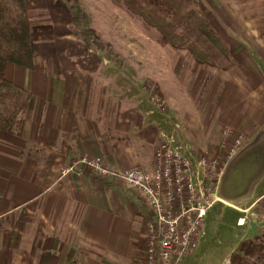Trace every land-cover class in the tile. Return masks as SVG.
I'll return each mask as SVG.
<instances>
[{
  "label": "crops",
  "instance_id": "1",
  "mask_svg": "<svg viewBox=\"0 0 264 264\" xmlns=\"http://www.w3.org/2000/svg\"><path fill=\"white\" fill-rule=\"evenodd\" d=\"M26 3L49 19L31 27L33 68L4 66L5 77L31 98L20 119L0 133V264H135L150 218L144 199L82 164L62 170L82 156L101 157L113 170H150L160 133L177 119L183 120L182 137L202 143H222V128L229 126L244 143L264 144V0H231L228 9L219 0H201L235 64L198 70L197 76L181 65L184 54L155 55L162 49L155 39L129 41L136 54L128 49L119 58L108 56L104 45L88 55L80 45L88 40L71 32L73 8L66 1ZM163 58L167 65L160 70ZM149 94L164 102V110ZM211 145H205L209 152ZM253 199L246 208L260 197Z\"/></svg>",
  "mask_w": 264,
  "mask_h": 264
},
{
  "label": "built area",
  "instance_id": "2",
  "mask_svg": "<svg viewBox=\"0 0 264 264\" xmlns=\"http://www.w3.org/2000/svg\"><path fill=\"white\" fill-rule=\"evenodd\" d=\"M155 102L158 99L155 98ZM160 110L163 107L160 106ZM226 138L232 129L222 130ZM242 135L235 134L221 156H190L175 136L162 135L153 150L150 170L132 167L125 170L109 168L101 157H80L62 172L77 164L87 166L101 177H113L137 190L150 212L145 222V243L135 264H182L196 247L203 234V220L215 202H223L218 185L230 158L236 155ZM79 170L81 168H78ZM244 218H237L238 225Z\"/></svg>",
  "mask_w": 264,
  "mask_h": 264
},
{
  "label": "trees",
  "instance_id": "3",
  "mask_svg": "<svg viewBox=\"0 0 264 264\" xmlns=\"http://www.w3.org/2000/svg\"><path fill=\"white\" fill-rule=\"evenodd\" d=\"M119 1L128 15L153 31L158 43L176 52L184 50L193 63V71L227 70L234 66L231 47L212 26L200 0ZM247 1L233 0L240 4ZM75 9L76 17H80L79 8ZM38 21L31 18L26 0H0V132L17 121L29 105L30 91L6 78L4 66L11 63L33 68L36 52L31 27ZM72 30L79 32L76 24ZM255 205L264 211V195ZM227 264H264V231L241 240L231 251Z\"/></svg>",
  "mask_w": 264,
  "mask_h": 264
},
{
  "label": "rangeland",
  "instance_id": "4",
  "mask_svg": "<svg viewBox=\"0 0 264 264\" xmlns=\"http://www.w3.org/2000/svg\"><path fill=\"white\" fill-rule=\"evenodd\" d=\"M66 1L70 7L73 8V22L77 25V29L79 32L71 31L70 38H80V39H87L88 41H82V47H85L86 53L88 55H97L99 54V50L101 46L106 47L108 56L112 57H120V55L127 52V50L132 49L134 50L133 54H136L137 48H128L127 44L130 41L131 43H136L141 38H149L151 40L155 39V35L152 30L147 29L137 18H134L128 15L123 6L120 4L119 0H64ZM204 1V0H203ZM222 4L227 8V5L231 3V0H219ZM201 3V0H200ZM206 3V2H204ZM240 5V3H236ZM28 8V5L26 3ZM76 7L79 8V13L81 14L80 17L77 16V12L75 11ZM202 7V4H201ZM29 9V8H28ZM204 9V8H202ZM81 10V12H80ZM107 10V11H106ZM29 14L31 18L35 20L47 22L49 19L48 15L38 16L36 13H33L29 9ZM77 20V21H75ZM38 21V22H39ZM80 29V30H79ZM86 33V34H84ZM93 40L98 41L96 46ZM86 42H91L94 45V48H89ZM157 42V40H156ZM108 44V45H106ZM160 44V43H159ZM161 45V44H160ZM162 49L159 51L154 52L156 55L169 56L184 54V57L187 60V63H181L182 66H187V69H190L193 74L197 76V71H193V63L187 56L186 52L181 50L180 52L173 51L171 48L165 45H161ZM102 47V48H103ZM99 49V50H98ZM142 50V48H141ZM149 48H145V53L150 54L151 52L148 51ZM152 51V49L150 48ZM129 53V52H128ZM143 53V51H141ZM153 53V51H152ZM151 53V54H152ZM117 58V59H118ZM164 58L160 59V65L162 67L160 70L163 69L164 66L167 64L164 62ZM152 65V64H151ZM156 65V64H155ZM196 69V68H194ZM211 69V68H208ZM207 69H205L206 71ZM204 71V72H205ZM202 71V74L204 73ZM201 83V81H200ZM194 86V85H193ZM148 98L150 102L155 106L156 109H160L161 107H165V104L160 98L156 95L149 94ZM155 98L158 99V102H155ZM162 98V97H161ZM181 99L180 97L176 96V100ZM191 105V104H187ZM164 110V109H163ZM167 112H165L166 114ZM23 114H21L18 119ZM183 120L177 119L173 124L170 123L168 128L160 133V136H170L174 135V131L178 130V134L180 139H176L177 142H180L186 146V150L190 154L191 157L198 159L200 157H210L212 156L210 153L221 154V158L223 154L227 152V147L231 143L232 139L228 137L230 140H225L224 146H222L221 142H217L218 140H210V139H203L205 142L202 143V138H189V137H182L184 129L181 128L180 123ZM229 127V126H228ZM177 128V129H176ZM225 127L222 128V130ZM232 129L231 127H229ZM205 130V128H204ZM6 131V130H5ZM4 132V131H1ZM0 132V133H1ZM176 133V132H175ZM240 134V133H236ZM175 136V135H174ZM243 138V136H242ZM216 141V142H215ZM244 138L241 140V144L244 146ZM206 143L212 144L211 151L209 152L206 149ZM215 143V145L213 144ZM240 144V146H242ZM230 162V161H229ZM228 162V163H229ZM227 163V164H228ZM226 164V165H227ZM263 172L253 181L250 185L252 192L250 195L246 193L250 190H247L245 193L240 195L243 198V201H238L237 199L239 196L232 195L226 198L219 197L222 199L223 203L215 202L212 207L207 211L206 216L203 220V234L202 237L198 240V243L192 253L183 260L182 264H227L228 257L231 251L236 247V245L245 238H250L253 233L255 232H262L264 231V211L260 210V205H253L249 209L246 208L247 206L251 205L254 201V197H262L264 194V168ZM246 194V195H245ZM245 195V196H244ZM244 196V197H243ZM234 206H241V211H237L232 207ZM257 209H256V208ZM262 209V208H261ZM242 217L244 218V222L241 225L236 223L237 218Z\"/></svg>",
  "mask_w": 264,
  "mask_h": 264
},
{
  "label": "water",
  "instance_id": "5",
  "mask_svg": "<svg viewBox=\"0 0 264 264\" xmlns=\"http://www.w3.org/2000/svg\"><path fill=\"white\" fill-rule=\"evenodd\" d=\"M251 156L256 159V162L254 166H250L249 169H247L246 176L242 180H240V183L238 185L239 187L235 192V195L241 197L240 195L245 193L250 187L251 183L255 181V179L260 175L264 168V144L262 142H256V144H252L251 146L243 149L228 163L226 171L218 185V193L220 197H222L223 199L226 198L223 197L221 193H223L226 184L229 182L233 174V171L235 169L237 170L240 166H243L244 161Z\"/></svg>",
  "mask_w": 264,
  "mask_h": 264
},
{
  "label": "flooded vegetation",
  "instance_id": "6",
  "mask_svg": "<svg viewBox=\"0 0 264 264\" xmlns=\"http://www.w3.org/2000/svg\"><path fill=\"white\" fill-rule=\"evenodd\" d=\"M234 135H235V134H231V135H229V136H231L230 138L232 139ZM229 136H228V137H229ZM228 137H227V138H228ZM243 138H244V136H243ZM243 138H242V139H243ZM256 142H258V141H255V139H254L253 142L250 143V144H247V145L245 144L244 146L241 144L242 146H239L236 155H237L238 153H240L243 149L247 148L248 146H251L252 144H253V145L256 144ZM233 158H234V157H233ZM255 162H256V159H254L253 156L248 157V158L244 161V165H243V166H240L237 170L235 169V170L233 171V174H232V176H231L229 182L226 184L223 193L220 192L221 195H223V197H228V196L235 195V192L238 190V187H239L238 185H239V183H240V180H242V179L246 176L247 169H249L250 166H254ZM227 166H228V164L225 165L224 169H222V173H221L220 180H221V178L223 177V175H224V173H225V171H226ZM244 170H245V171H244ZM219 182H220V181H219Z\"/></svg>",
  "mask_w": 264,
  "mask_h": 264
},
{
  "label": "bare ground",
  "instance_id": "7",
  "mask_svg": "<svg viewBox=\"0 0 264 264\" xmlns=\"http://www.w3.org/2000/svg\"><path fill=\"white\" fill-rule=\"evenodd\" d=\"M232 205V204H231Z\"/></svg>",
  "mask_w": 264,
  "mask_h": 264
}]
</instances>
